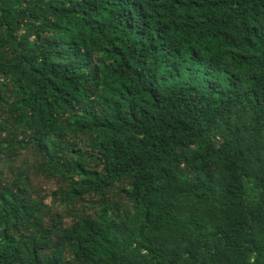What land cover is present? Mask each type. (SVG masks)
<instances>
[{"label": "trees", "instance_id": "16d2710c", "mask_svg": "<svg viewBox=\"0 0 264 264\" xmlns=\"http://www.w3.org/2000/svg\"><path fill=\"white\" fill-rule=\"evenodd\" d=\"M0 264H264V0H0Z\"/></svg>", "mask_w": 264, "mask_h": 264}]
</instances>
